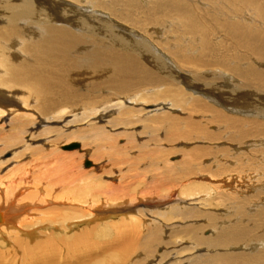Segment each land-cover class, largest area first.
Wrapping results in <instances>:
<instances>
[{
    "label": "bare ground",
    "instance_id": "6f19581e",
    "mask_svg": "<svg viewBox=\"0 0 264 264\" xmlns=\"http://www.w3.org/2000/svg\"><path fill=\"white\" fill-rule=\"evenodd\" d=\"M0 122V147L13 152L6 165H13L17 156L25 161L14 171L28 174V161H54V168L38 178L49 181L48 191L69 176L70 171L60 174L56 167L69 169L87 158L96 163L110 149L117 156L124 148L112 141L119 138L132 147L141 142L137 148L150 145L142 142V135H156V142L172 146L161 157L183 153L182 160L165 170L177 165L183 180L195 177L194 186L180 189L181 197L214 195L202 203L220 207L223 214H205L206 227L194 223L180 232L191 235L192 250L212 254L172 263L171 252H163L151 264H264V0H0ZM101 122L105 125L98 126ZM54 123L64 125L59 131L44 127ZM81 124L88 129L68 130ZM138 125L140 132L131 131ZM160 132L164 136L158 140ZM91 136L99 143L90 154ZM37 138H44L45 145L34 146ZM72 141L79 142L74 152H57ZM177 142L196 146L182 151L171 145ZM86 168L84 181L102 170L94 163ZM18 192L6 188L5 202L13 198L18 214L5 226L0 210V264L91 262L93 248L86 244L90 230L71 238L46 231L66 233L80 225L62 211L70 209L68 203L52 209L50 217H35L31 204L15 200ZM47 193L38 192L42 203L48 202ZM88 198L86 194L70 204L91 207L96 212L91 217L106 214L97 208L100 201ZM151 198L155 202L149 199L139 208H132L131 198L104 203L102 208L115 207L111 216L131 222L122 221L121 227L133 229L122 233L127 239L113 248L122 253L112 257V264H119V256L121 264L127 259L129 264L136 247L146 260L154 257L152 246L161 244L162 225L143 229L144 218L184 222L202 217L195 209L178 206L180 197L166 203ZM34 228L45 230L37 234ZM114 228L110 223L99 232ZM207 228L214 237L202 236ZM139 231L143 236L136 245L127 235ZM19 254L22 258L14 260Z\"/></svg>",
    "mask_w": 264,
    "mask_h": 264
},
{
    "label": "rangeland",
    "instance_id": "374dc122",
    "mask_svg": "<svg viewBox=\"0 0 264 264\" xmlns=\"http://www.w3.org/2000/svg\"><path fill=\"white\" fill-rule=\"evenodd\" d=\"M255 23H259V22L257 21ZM253 26H261V25L258 24V25H253ZM251 29H255V27H253ZM110 115H113V113H110ZM5 116H6V114H5ZM116 116H117V113H115L114 116H112L109 119L112 120V118H114ZM12 117H13V115H10L6 119L12 118ZM66 120L70 121L71 118H67ZM90 122L95 123L96 121H90ZM0 124L2 125L3 123L0 122ZM87 124H81V125L73 126V127H70L68 130H71V132H72V130L74 131L77 129H85V128L88 129ZM63 125H64V123L63 124L54 123L52 125L46 124L44 127L52 128L54 131H59L58 126L62 127ZM104 125L105 124L101 122V123H99L98 126H104ZM80 126H82V128ZM44 127L38 128L34 132L39 131L40 129H41V131H43L42 129ZM141 127H142V125H138V129L136 128V129H133L131 131H135L138 133L142 130ZM130 129H132V128H130ZM4 130L6 131V130H8V128L5 127ZM115 131L117 133L122 132L121 129H118V130L115 129ZM111 133H113V132H111ZM160 134H159L160 136L159 135L157 136L158 140H160L161 137L163 138V136H164L162 132H160ZM142 137H143V138H141L142 142H147L148 144H150V145L145 144V145L141 146L143 148L145 146V149H146L145 152L146 153L143 151V148H141V147L134 148L135 146H139V144L137 143L139 141L133 142L135 146L132 147V146H130V144L128 146L127 140H125V138L123 137L124 139L119 138L116 142L112 141L115 145L117 144L116 146H118L119 148H124V151H122V152H121V149L119 150V152L116 154L117 156L113 155V150L110 149V151L107 154L106 153L102 154V157L99 160H97L96 163L94 162L96 159L93 160L92 158H87V159L81 160L80 162L74 163V165L72 167H70L69 169L68 168L66 169L65 165L63 167H60L59 169L56 167V169H57L56 171H59L60 174H62V172L64 174V171H70V173H69L68 177L66 176L67 177L66 180L60 181L61 184H57L56 186H54L51 189V191H48V189L50 190V187H48L49 181L43 180V179L38 180V178L40 176L42 177L41 173L43 172V170L45 171L47 168L48 169L54 168V165H53L54 161L53 160H50V159H47L44 161L40 160L41 162L38 161L39 164H37V162L33 163L34 161H28L29 168H27V170L29 173L25 174V171H14L16 168H18L21 165L22 162H25V161H23V159L22 160L19 159L17 156L16 157L17 159L14 158V160H16V161H12V162H15L13 165H10L11 163L6 165V160L11 159L13 152L12 151H11V153L6 152V146L5 147L2 146V148L0 147V183L3 182L2 190L0 188V210L2 212H4L3 215L5 214L7 216L6 217L4 215V219H2L4 226H5V224L6 225L8 224L7 222H9V220L11 221L13 219V217L17 216V214H18V213L15 214L13 212V205H14L13 204V202H14L13 198H12V201L7 202V204L5 202L6 201V195H5L6 188H10L15 193L18 192L19 188L22 189L21 191L18 192V196L15 200L21 201L22 203H25L27 201L26 204H31L32 205L31 210H33V211L30 212L31 213L30 215H34L35 217H38V216L50 217L52 215L51 214L52 209L58 208V206L64 204L63 202H66L69 204V206H67V207H69L70 209L62 210V208H61V210L64 213L68 214L69 219H72L74 222H79L78 224H80V225L77 227H74L72 229V231L66 230L65 231L66 233H62L63 231L61 232L59 229L56 231L55 230H52V231L46 230V231H48L54 235L57 234V236H62L64 238L65 237L67 238L68 236L71 238V237H73L72 235H74V234H78L79 232H82L84 230H86V231L88 230V232H89V230H90V233L88 234L89 239L87 240V242L91 243V244H88V243H86V244H87V247L93 248V251H92L91 257L89 258L91 260V262L88 260L86 263L85 262L84 263L85 264H93V261H94V264H97L99 262L103 263V264H112V262H114V259H112V257L115 258V256H117V254L121 255V253H122V252H118V251L117 252L116 251L112 252V251L115 249V247H117V246L120 247L123 244V240L127 239V237H125V235L122 236L123 235L122 233H124L125 231L128 232L129 230L133 231V229L131 226H128L126 228H125V226L121 227L123 222L128 223L130 221H127L125 219L124 220L121 219L122 216L119 214L111 216L110 214H113L116 211V210L112 209L115 207H112L110 209L102 208V207H104V203H110V204L122 203L124 200H130V198H131L134 200V201H132V205H133L132 208H139V207L146 206L145 205L146 203H144V202L151 203V200H152L151 197L158 198V200L161 199L162 203L164 201H165L164 203H166L168 201H176L174 199H177L178 197H180V198H178L180 200H177L178 203H176L178 206L181 205L182 208L195 209L198 211L199 214H201L202 217L199 219L191 218L192 220H187L184 222H182L180 219L167 222L163 219H151V218H144L143 219L142 218L143 220H147L146 221L147 223H144V222L142 223L143 229L146 228L147 226H148V228H152L157 224L162 225L160 228L161 232L159 233V239H158L159 243H161V244H159V245L154 244L152 246V251H153L154 257L148 258L147 260L144 258L145 256L143 255V252L139 251L138 247H136L135 251H138V252L134 253L130 257V263L129 264H133L135 262H138V264L154 263L156 261V259H158V256L163 252H167V253L171 252L170 253L171 256H170L169 260H170V262L172 261V263L177 262L178 259H189V258H195L198 256H207L208 254H212L204 248L203 249L198 248V251L192 250V247H194V241L191 239V235L186 237V236H183V233H180V232L182 229L186 228L187 226H191L194 223H196V225L206 227L209 224V221H208L207 217L205 216V214L210 213V214H215V215L220 216L221 214H223V209H221L220 207H217V206H213V205L211 206L209 204H206L207 206H204V203H202V201L203 200H207V201L213 200L214 199L213 194H212L213 196H207V197L202 196V197H196L194 199L193 198H186L183 196L181 197L180 189H182V187H186V186H194L195 183H193V182H195V180H194L195 177H192L188 180L187 179L183 180L185 178H183L182 176L179 175L180 166H177V165L176 166L172 165L170 167L167 166V167L173 169L170 172L167 169L165 170V167H166L165 165H171L170 163H172V162H175L177 160H179V161L182 160L183 153H179L178 156L177 155L173 156V155L169 154V156L162 155V157H161L160 154L164 150L169 152V148H171L172 146H170V144H166L163 141L156 142V140H155L156 135L153 137L150 136V138H147L146 135H142ZM26 140H27L26 137H24V141H26ZM44 140H45L44 138L43 139L37 138L36 143H34V146L45 145ZM95 140L96 139H94V137L91 136L90 147L87 148L89 153L90 152L92 153L93 149L98 146L97 144L99 142L95 141ZM72 143H76L79 145V142H77V141L68 142V143H66V145H70ZM139 143L141 144V142H139ZM28 144H30V143L28 142ZM66 145L62 144L59 148L60 150L59 151L57 150V152L59 154H61V152H64V151L69 152L68 150L63 149V147ZM171 145H173V147L175 146V148H178V147L181 148L182 151L188 150V149L196 146L193 143H187V142L186 143H184V142L178 143L177 142V143H173ZM152 148H153V150H152ZM147 149H148V151H147ZM74 151L75 150H72L70 152H74ZM150 151H152V152H150ZM154 155H156V156H154ZM63 158L66 159L67 157L63 156ZM85 160L91 162V164L94 163L96 166L102 167V170L96 169L94 171V174L92 175L93 177H91L92 179L90 178V179H87L84 181V180H81V176L84 173L83 170L84 169L85 170L90 169V168L84 167V161ZM164 160H166V161H164ZM16 162H17V165H16ZM18 164H20V165H18ZM58 165L59 164H57V166ZM145 171H146V173H145ZM72 172H73V174H72ZM80 172H81V174H80ZM15 173L18 175H16ZM11 175H15L21 179L25 178V179H23L24 182L19 181L17 179V180H12L14 182L10 183L8 178H10ZM111 177L113 179H111ZM82 179H83V176H82ZM196 179L198 182L202 181V179H200V178H196ZM6 180L8 182H6ZM37 181H39V182H37ZM69 181H70V183H69ZM34 182H36V184L33 185ZM200 182H199V184H202ZM54 183L55 182H53V184ZM64 183H66V184H64ZM28 184H30V185H28ZM63 185H64V188L62 187ZM34 186H38L36 190H35V188H33ZM119 186H121V187H119ZM3 190H4V192H3ZM40 190L48 192L47 196H46L47 197L46 199L47 200L49 199L48 202L42 203L43 200L38 198L39 197L38 192ZM248 192H250V190H248ZM34 194L37 196L36 197L37 199L35 198ZM86 194L89 197L88 199H86V201L97 199L98 201H100V202H97V208H100V210L102 209V212H104L106 214H102L99 216L97 214L96 216L94 215L93 216L94 218H93V217H91V215L96 214V212L91 210V207L90 208L85 207V208L79 209L77 207V204L75 205V207L74 206L72 207V205H74L75 202L81 200V198L85 197ZM31 195H33V196H31ZM158 195H160V196H158ZM27 197H28V199H27ZM144 197H145V201L143 200ZM149 199H151L150 202H149ZM154 200H152V201L155 202ZM33 201H34V203H33ZM35 203H37V204H35ZM48 203H50V205H48ZM70 203H74V204H70ZM136 203H137V205H136ZM34 204H35V206H34ZM170 204H172V203H170ZM138 205H139V207H138ZM172 205H174V204H172ZM16 209H18V208H16ZM254 209L255 208L253 207V210L251 211V213H253ZM202 210H203V212H202ZM109 211H112V212H109ZM32 212H35V213H32ZM36 214H38V216H36ZM107 214L110 217H107ZM78 215H80V216H78ZM81 215H83V217ZM135 222L138 223L136 220H135ZM149 222H152V223H149ZM110 223L115 226L114 229H111V231H107V232H103V233L99 232V230H102L103 226L109 225ZM78 224H76V225H78ZM60 226H61V224H58L57 227H59L61 229ZM105 229H107V228H105ZM34 230L37 231L36 233L38 234L42 230H45V228H37V229L34 228ZM210 230L211 229H209V228L204 230L202 233V236L203 237H208V236L212 237L214 234H212V232H211L212 230L211 231ZM134 234H135V237H134ZM134 234L129 233L127 236L130 238V241L132 240L133 243H135L137 245L138 243H140L143 235L140 231H139V233H134ZM5 237L7 238V236H5ZM33 238L35 239L36 237L34 236ZM134 239H136V240H134ZM35 240H37V239H35ZM5 247H6V244H5ZM7 248H9V247H7ZM258 248H259V246H258ZM258 248H257V250H259ZM232 250L233 249H231V251ZM233 251H235V250H233ZM244 251L251 252V250H249L248 248L244 249ZM178 252H179V254H178ZM19 255H20V257H19ZM19 255L14 257V260H16V261L20 260L22 258V254H19ZM133 257H135V258H133ZM127 260L125 262H123V264H128ZM119 264H121L120 256H119Z\"/></svg>",
    "mask_w": 264,
    "mask_h": 264
},
{
    "label": "water",
    "instance_id": "95a60500",
    "mask_svg": "<svg viewBox=\"0 0 264 264\" xmlns=\"http://www.w3.org/2000/svg\"><path fill=\"white\" fill-rule=\"evenodd\" d=\"M77 147H78V144H76V143H72V144H70V145L64 146L63 149H64V150H73V149H75V148H77ZM84 166H85V167H91V163H90L89 161L85 160V162H84Z\"/></svg>",
    "mask_w": 264,
    "mask_h": 264
}]
</instances>
